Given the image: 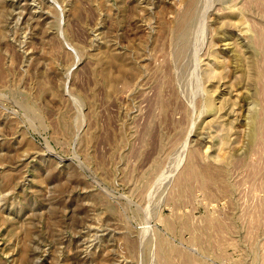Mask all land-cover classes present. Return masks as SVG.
<instances>
[{
  "label": "rangeland",
  "instance_id": "rangeland-1",
  "mask_svg": "<svg viewBox=\"0 0 264 264\" xmlns=\"http://www.w3.org/2000/svg\"><path fill=\"white\" fill-rule=\"evenodd\" d=\"M0 264H264V0H0Z\"/></svg>",
  "mask_w": 264,
  "mask_h": 264
},
{
  "label": "bare ground",
  "instance_id": "bare-ground-1",
  "mask_svg": "<svg viewBox=\"0 0 264 264\" xmlns=\"http://www.w3.org/2000/svg\"><path fill=\"white\" fill-rule=\"evenodd\" d=\"M191 6H192V2L188 4V7L186 9V12H185L184 16H186L187 13L190 11ZM183 21H184L183 19L178 21V25H177L178 28L182 27Z\"/></svg>",
  "mask_w": 264,
  "mask_h": 264
}]
</instances>
